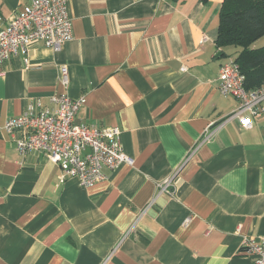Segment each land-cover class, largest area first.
<instances>
[{"label":"crops","instance_id":"obj_1","mask_svg":"<svg viewBox=\"0 0 264 264\" xmlns=\"http://www.w3.org/2000/svg\"><path fill=\"white\" fill-rule=\"evenodd\" d=\"M29 2L0 0V18ZM221 2L67 0L59 51L34 42L28 66L1 65L0 264H252L242 247L264 238V114L241 128L218 91ZM64 92L85 97L77 123L118 127L132 160L90 187L60 181L47 154H20L22 132L5 128Z\"/></svg>","mask_w":264,"mask_h":264},{"label":"built area","instance_id":"obj_2","mask_svg":"<svg viewBox=\"0 0 264 264\" xmlns=\"http://www.w3.org/2000/svg\"><path fill=\"white\" fill-rule=\"evenodd\" d=\"M71 37L67 0H30L10 17L0 18V75L1 65L11 57H21L28 66L29 48L34 42H42L57 52ZM60 71L61 83L66 88V68L61 67ZM244 81L245 76L233 58H227L220 65L218 91L238 102L229 117L247 129L253 125V118L264 114V84L246 90ZM49 103L45 106L40 99H35L20 115L7 120L8 131L22 132V137L16 140L20 154H47L59 167L60 181L74 177L85 188L105 178L103 168L113 171L122 164L132 163L123 151L118 127L76 122L77 112L85 103L84 96L72 99L65 92L53 94ZM168 181L164 182V187ZM242 249L251 256L252 264H264V238L246 239Z\"/></svg>","mask_w":264,"mask_h":264},{"label":"trees","instance_id":"obj_3","mask_svg":"<svg viewBox=\"0 0 264 264\" xmlns=\"http://www.w3.org/2000/svg\"><path fill=\"white\" fill-rule=\"evenodd\" d=\"M263 36L264 0H222L215 45L219 55L237 62L246 90L264 84V45L252 47Z\"/></svg>","mask_w":264,"mask_h":264},{"label":"rangeland","instance_id":"obj_4","mask_svg":"<svg viewBox=\"0 0 264 264\" xmlns=\"http://www.w3.org/2000/svg\"><path fill=\"white\" fill-rule=\"evenodd\" d=\"M264 41V37H262L261 40H259L257 43L254 44V47L257 46V44H259L260 42H263ZM49 48V47H48Z\"/></svg>","mask_w":264,"mask_h":264}]
</instances>
